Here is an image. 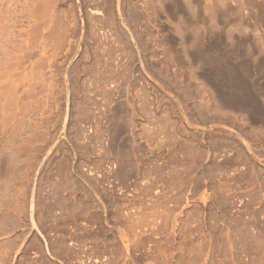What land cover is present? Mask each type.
Wrapping results in <instances>:
<instances>
[{
  "label": "rangeland",
  "instance_id": "374dc122",
  "mask_svg": "<svg viewBox=\"0 0 264 264\" xmlns=\"http://www.w3.org/2000/svg\"><path fill=\"white\" fill-rule=\"evenodd\" d=\"M251 1L0 0V264H264Z\"/></svg>",
  "mask_w": 264,
  "mask_h": 264
},
{
  "label": "bare ground",
  "instance_id": "6f19581e",
  "mask_svg": "<svg viewBox=\"0 0 264 264\" xmlns=\"http://www.w3.org/2000/svg\"><path fill=\"white\" fill-rule=\"evenodd\" d=\"M244 1H245V0H244ZM249 1H251V0H249ZM262 1H264V0H262ZM251 2H252V1H251ZM258 2H259V1H258ZM258 2H257V3H258ZM260 2H261V1H260ZM260 2H259V3H260ZM253 3H254V2H253ZM255 3H256V2H255ZM247 4H248V3H247ZM250 4H252V3H250ZM253 5H256V4H253ZM263 5H264V4H263ZM261 6H262V5H261ZM250 7H251V6H250ZM259 8H260V5H259ZM262 8L264 9V6H262L260 9L262 10ZM263 12H264V10H263ZM257 15H258V14H257ZM262 17L264 18V16H262ZM262 17L260 18L261 20H262ZM242 18H243V17H242ZM257 18H259V17H257ZM240 19H241V18H240ZM259 21H260V20H259ZM239 22H241V21H239ZM243 22H244V21H243ZM261 34H262V33H261ZM257 36H259V35H257ZM256 38H257V37H256ZM256 38H255V39H256ZM259 39H260V38H259ZM259 39L257 38V40H259ZM242 41H243V40H242ZM243 42H244V41H243ZM255 42H256V41H255ZM257 42H258V41H257ZM257 42H256V43H257ZM256 43H254L253 45L249 46V48H251L252 46H254ZM259 45H260V44H259ZM243 47H245V45H243ZM255 47H256V46H255ZM257 47H259V46H257ZM259 48H261V46H260ZM245 49H246V48H245ZM247 49H248V48H247ZM251 49H253V48H251ZM255 49H256V48H255ZM255 49H254V50H255ZM256 50H257V49H256ZM258 50H260V49H258ZM258 50H257V51H258ZM252 51H253V50H252ZM262 51H263V50L261 49V51H259V52H262ZM262 61H264V60H262ZM259 62H261V61L259 60ZM261 63H262V62H261ZM259 65H260V63H259ZM261 65H262V64H261Z\"/></svg>",
  "mask_w": 264,
  "mask_h": 264
}]
</instances>
